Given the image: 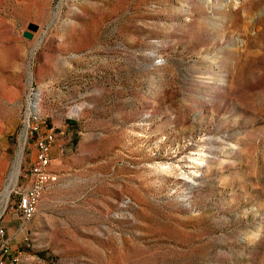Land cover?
Listing matches in <instances>:
<instances>
[{
  "label": "rangeland",
  "instance_id": "obj_1",
  "mask_svg": "<svg viewBox=\"0 0 264 264\" xmlns=\"http://www.w3.org/2000/svg\"><path fill=\"white\" fill-rule=\"evenodd\" d=\"M0 226L13 264H264V0H0Z\"/></svg>",
  "mask_w": 264,
  "mask_h": 264
},
{
  "label": "built area",
  "instance_id": "obj_2",
  "mask_svg": "<svg viewBox=\"0 0 264 264\" xmlns=\"http://www.w3.org/2000/svg\"><path fill=\"white\" fill-rule=\"evenodd\" d=\"M54 143L55 135L53 131H49L46 135L39 136L36 139L35 160L30 164L26 174L28 185L23 190L16 191V209L19 218L23 221L30 220L33 217V211L38 208L47 189L57 182V173L50 169ZM9 249L6 231L4 227L0 226V264H13L8 263L5 258L9 253Z\"/></svg>",
  "mask_w": 264,
  "mask_h": 264
},
{
  "label": "bare ground",
  "instance_id": "obj_3",
  "mask_svg": "<svg viewBox=\"0 0 264 264\" xmlns=\"http://www.w3.org/2000/svg\"><path fill=\"white\" fill-rule=\"evenodd\" d=\"M20 163H21V154H19L16 166H15V170H14L13 177H12V182L15 181L17 178V175H18L19 169H20ZM8 186H9V184H8ZM6 189H7V186H6ZM9 194H10V190L8 188L3 195H5V198L8 199ZM35 212H36V208L33 211V216L35 215Z\"/></svg>",
  "mask_w": 264,
  "mask_h": 264
},
{
  "label": "water",
  "instance_id": "obj_4",
  "mask_svg": "<svg viewBox=\"0 0 264 264\" xmlns=\"http://www.w3.org/2000/svg\"><path fill=\"white\" fill-rule=\"evenodd\" d=\"M28 28H29L30 30H32V31H36V30L38 29V25L35 24V23H30V24L28 25ZM25 36H26V37H31V36H32V33H31V32H25Z\"/></svg>",
  "mask_w": 264,
  "mask_h": 264
},
{
  "label": "crops",
  "instance_id": "obj_5",
  "mask_svg": "<svg viewBox=\"0 0 264 264\" xmlns=\"http://www.w3.org/2000/svg\"><path fill=\"white\" fill-rule=\"evenodd\" d=\"M53 149V148H52ZM52 154V153H51Z\"/></svg>",
  "mask_w": 264,
  "mask_h": 264
}]
</instances>
